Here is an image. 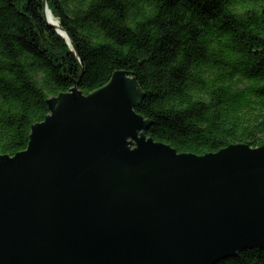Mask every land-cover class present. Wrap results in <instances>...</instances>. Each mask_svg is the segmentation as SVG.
Here are the masks:
<instances>
[{
    "label": "water",
    "instance_id": "obj_1",
    "mask_svg": "<svg viewBox=\"0 0 264 264\" xmlns=\"http://www.w3.org/2000/svg\"><path fill=\"white\" fill-rule=\"evenodd\" d=\"M143 97L125 70L89 94L78 81L25 150L0 154V264H217L264 248V145L179 153L148 135Z\"/></svg>",
    "mask_w": 264,
    "mask_h": 264
},
{
    "label": "trees",
    "instance_id": "obj_2",
    "mask_svg": "<svg viewBox=\"0 0 264 264\" xmlns=\"http://www.w3.org/2000/svg\"><path fill=\"white\" fill-rule=\"evenodd\" d=\"M0 0V154L28 147L48 100L134 75L148 135L179 153L264 145V0ZM217 264H264L251 248Z\"/></svg>",
    "mask_w": 264,
    "mask_h": 264
},
{
    "label": "bare ground",
    "instance_id": "obj_3",
    "mask_svg": "<svg viewBox=\"0 0 264 264\" xmlns=\"http://www.w3.org/2000/svg\"><path fill=\"white\" fill-rule=\"evenodd\" d=\"M48 17L49 19H51L54 22H58V19L54 16V14L52 12H48Z\"/></svg>",
    "mask_w": 264,
    "mask_h": 264
}]
</instances>
